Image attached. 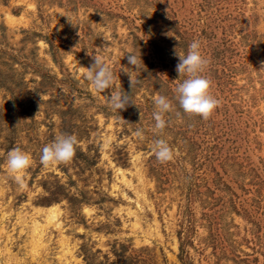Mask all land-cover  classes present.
Listing matches in <instances>:
<instances>
[{
    "label": "rangeland",
    "instance_id": "obj_1",
    "mask_svg": "<svg viewBox=\"0 0 264 264\" xmlns=\"http://www.w3.org/2000/svg\"><path fill=\"white\" fill-rule=\"evenodd\" d=\"M194 39L222 101L207 120L174 100V50ZM94 55L135 104L114 110L82 78ZM157 94L175 106L164 164ZM61 133L75 157L43 166ZM18 146L24 187L6 169ZM0 264H264V0H0Z\"/></svg>",
    "mask_w": 264,
    "mask_h": 264
},
{
    "label": "clouds",
    "instance_id": "obj_2",
    "mask_svg": "<svg viewBox=\"0 0 264 264\" xmlns=\"http://www.w3.org/2000/svg\"><path fill=\"white\" fill-rule=\"evenodd\" d=\"M68 18L70 22H73L72 17L68 16ZM126 53L128 64L132 68L123 69V71L129 77V85L133 89L139 83L136 74L141 72L144 64L140 55L138 56L132 51ZM174 55L178 56L176 71L179 77H185L173 89L174 100L185 114L198 115L204 120L209 119L222 103L221 99L213 94L214 81L207 74L211 58L204 53L202 42L198 39H194L189 44L186 54L178 53L175 49ZM93 61L90 67H81L82 78L98 92L111 90L108 97L110 107L114 110H121L134 103L129 93L123 91L121 85L116 83L117 78L111 62L98 55L93 56ZM153 103L155 106V111L152 113L154 125L150 131L153 133L154 140L151 151L157 161L164 164L173 161L177 155L168 139L162 135L169 123L165 119V115L173 112L175 106L173 99L159 94L153 97ZM143 132V129H137L135 136L143 139ZM78 145L79 141L76 135L61 133L55 137L53 142L42 148L40 163L45 167L67 164L75 157ZM105 146H107V142ZM32 163V156L19 146L7 153V172L21 187H24V174Z\"/></svg>",
    "mask_w": 264,
    "mask_h": 264
},
{
    "label": "bare ground",
    "instance_id": "obj_3",
    "mask_svg": "<svg viewBox=\"0 0 264 264\" xmlns=\"http://www.w3.org/2000/svg\"><path fill=\"white\" fill-rule=\"evenodd\" d=\"M10 19H12V18H10ZM50 208V207H49ZM49 212H54V209H53V207L52 208H50V210H49ZM54 215V214H53ZM50 217V216H49Z\"/></svg>",
    "mask_w": 264,
    "mask_h": 264
}]
</instances>
